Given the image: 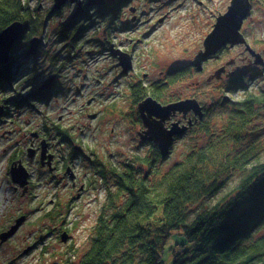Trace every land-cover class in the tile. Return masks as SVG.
Returning a JSON list of instances; mask_svg holds the SVG:
<instances>
[{"label": "rangeland", "instance_id": "obj_1", "mask_svg": "<svg viewBox=\"0 0 264 264\" xmlns=\"http://www.w3.org/2000/svg\"><path fill=\"white\" fill-rule=\"evenodd\" d=\"M30 1L45 13L54 6V0ZM230 4L231 0H127L121 6L120 21L116 25L109 27L107 22L97 21L84 34L81 46L77 44L76 50L69 53L68 40L60 39L57 31L72 18L76 4L67 3L59 16L47 21L41 54L35 64H28L33 70L24 77L13 78L9 84H0V234L15 224L17 218L26 216L12 236L3 242L0 240V264H76L89 248L92 229L106 198L105 186L99 181L94 189L78 199L76 190L71 189L67 179L54 174L50 176L34 161H31L30 168L35 187L30 196H23L15 189L10 176L11 153L13 156L21 153L29 145L30 132L33 131L53 137L57 148L60 144L57 141L60 140L59 134L55 133L56 130L59 132L57 126L68 130L73 125L68 133L80 137L84 132L79 144L95 147L106 162L119 164L134 153L144 154L146 147L141 146L135 125L131 123V84L140 79L147 83L157 82L165 79L170 70L190 65L204 48V40L213 30L217 17L224 14ZM241 31L251 47L263 53V0H251V10ZM119 47L128 52L132 47L135 53L136 64L126 74H121L122 68L118 67L111 52L112 48ZM28 48L29 45L23 43L13 53L11 51L19 69L24 66V53ZM55 55L59 56L58 66L63 62L56 71L58 90L48 98H42L41 94L46 92H40L37 97L30 95L49 74L55 73L49 68L50 58ZM251 57L245 45L229 43L204 61L202 71L193 68L187 77L169 86L167 95L176 96V99L194 96L206 105L210 101H217V105L201 124L179 137L170 154L160 160L161 170H167L190 150L223 133L235 107L233 103L219 104L225 97L237 101L246 91L264 93V68L248 67L252 65ZM222 67L229 73L234 69L238 74L245 72L242 79L246 87H229L232 83L230 75L214 76ZM114 95L119 97L114 110L105 107L103 117L97 120L86 115V112L102 109L103 103L108 105ZM94 97L99 100L89 106L88 99L92 102ZM98 101L103 103L99 106ZM257 110L259 115L248 127L240 145L233 146L232 152L241 153L252 147L251 150L256 151L254 158L264 161V109ZM203 127H207L211 134ZM111 128H115L114 133L110 132ZM88 167L80 168L88 171ZM242 175V171H231L223 187L203 207H210L233 190ZM199 207L203 208L202 205L194 208ZM64 233L68 235L67 241L62 240ZM177 239L173 236L163 252V260L168 264Z\"/></svg>", "mask_w": 264, "mask_h": 264}, {"label": "trees", "instance_id": "obj_2", "mask_svg": "<svg viewBox=\"0 0 264 264\" xmlns=\"http://www.w3.org/2000/svg\"><path fill=\"white\" fill-rule=\"evenodd\" d=\"M126 1L108 0L104 5L83 1L84 10L57 31L60 39L68 40V53L76 50L97 21L107 22L109 27L116 25ZM49 12L32 6L30 0H0V33L15 21L25 26L12 53L23 43L30 46L32 38L46 35ZM62 12V8L55 10L54 18ZM42 48L29 56L25 52L26 61L20 69L19 64L0 63V84H9L33 70L28 64H35ZM58 58H50L52 72L63 64H56ZM193 68L190 63L170 70L163 80L149 84L138 81L132 85L134 104L148 96L164 103L175 100L176 96L167 95V89L187 77ZM234 73L229 77V87H246L242 79L245 72ZM39 93L30 95L37 97ZM41 95L48 98L50 94ZM233 104L223 133L190 150L167 170L159 167L163 157L156 146L144 154L134 153L119 164L106 162L99 174L106 198L92 229L89 248L76 264H168L163 252L173 236L178 239L169 264H264V161L254 158L252 147L232 152L259 115L257 109H264V93L246 91ZM231 171L243 172L239 183L215 204L203 207L223 187ZM196 205L203 208L195 209Z\"/></svg>", "mask_w": 264, "mask_h": 264}, {"label": "water", "instance_id": "obj_3", "mask_svg": "<svg viewBox=\"0 0 264 264\" xmlns=\"http://www.w3.org/2000/svg\"><path fill=\"white\" fill-rule=\"evenodd\" d=\"M68 1L74 3L77 0H54L52 11L60 9ZM105 3L106 0H88L87 5H102ZM82 10V4L79 2L75 15ZM250 10L251 0H231L228 10L217 17L213 30L206 36L204 40V48L201 49L191 61V65L194 66L197 71H202L204 68V61L217 54L228 43L245 44L246 49L255 57L254 63L264 65L263 54L255 51L251 47L246 36L241 31L243 21L249 15ZM132 11H134V9ZM24 31V24L21 21H15L0 33V63L7 64L11 62L15 65L18 63V61L11 56V50L15 42L22 39ZM41 43L42 39L40 37H34L31 40L30 48L26 51V55L29 56L31 54H36ZM111 52L118 58L123 74H126L131 68H133L131 55L116 48H112ZM225 70V67L218 69L214 76L219 78ZM231 74H233V72L228 73L227 75ZM55 77V75L47 77L39 86V89L42 91L51 89L54 86ZM228 99V97H225L222 101L227 102ZM139 111L144 126L146 127L144 131L146 134H142V138L157 142L163 158L170 154L171 147L175 141V136L183 135L192 125V121L187 125H181L180 122L177 121L172 123L171 127H167L165 125L166 121L177 112L187 114L190 111H193L195 115H198L199 119L204 117L202 106L198 99L193 97L181 99L168 104H162L154 97L148 96L139 103ZM1 114L2 108H0V115ZM45 142L43 141V159L46 157L44 153L46 150ZM28 151L29 155L33 156V149L30 148ZM10 176L14 184L27 189L30 172L22 162L15 161L11 164ZM25 220V215L17 218L15 224L0 234L1 242L12 236ZM67 239L68 235L67 233H64L62 235V240L67 241Z\"/></svg>", "mask_w": 264, "mask_h": 264}, {"label": "flooded vegetation", "instance_id": "obj_4", "mask_svg": "<svg viewBox=\"0 0 264 264\" xmlns=\"http://www.w3.org/2000/svg\"><path fill=\"white\" fill-rule=\"evenodd\" d=\"M82 1L87 2V0H82ZM134 18H136V17H134ZM119 48L122 51L124 50L121 47H119ZM123 52H126L127 54L131 55L132 60H133V68H134L136 62L134 59L135 53H134V50L132 49V47H131V51L128 52V51L124 50ZM262 54L264 57V51ZM113 56L118 61V67H121V65L119 64L118 58L115 55H113ZM213 56H211L209 58H212ZM262 67H264V66H262ZM133 68H131V69H133ZM234 71L236 73L235 69H234ZM231 72H233V70ZM228 73L229 72H227V70H226L225 72H223L221 74V77H223V74L227 75ZM121 74H123L122 70H121ZM228 77H230V76H228ZM57 78L59 79L58 74H57ZM140 80H142V79H140ZM140 80H138V81H140ZM137 83H135V84H137ZM150 83H153V82H150ZM135 84H131V86H130V89H131L130 100L132 102L131 104H133V109H132L133 121L132 122L130 121V122L133 125H135L134 128H135L137 136L140 140L141 146L146 147V152H148V150L151 147H155V146L160 150L159 144L157 142H155L153 140L142 138V134H146L144 132L146 127L144 126L143 119H142V116H141L140 111H139V105H138L139 102H138V104L137 103L134 104L135 97L133 95L132 85H135ZM146 84H149V83L146 82ZM57 90H58V86L55 84V86H53L51 89H48L47 91L46 90L40 91V92H47L49 94H52L53 92H56ZM116 95H114V97L111 99V101L108 103V105H104L103 101H98L99 106H100V104L103 103V108L102 109L98 108V111L86 112V115L92 120H97V119L103 117L104 110L106 108H108L109 106L113 108L112 110H114L115 105L117 104L118 99H119V97H117ZM96 97H94L92 99V102H91V99H88L89 104H90L89 106H91L92 103L93 104L97 103L96 100H99V99H97ZM192 97L197 98L194 96H192ZM183 98H185V97H183ZM183 98L168 101L166 103H164L162 101H159V102H161L162 104H168L171 102L181 100ZM197 99L203 108L204 117H206L210 113V111L212 109H214V107L217 105V101H210L208 103V105H206L199 98H197ZM235 101H236L235 99L229 97L227 102H223L221 100L219 102V104L234 103ZM203 118L199 119L198 115H195V113L193 111H190L187 114H184L183 112H177L176 114H173L170 119H168L166 121L165 125L167 127H171L172 123L177 122V121H179L181 125H187V124H189L190 121H192V125L184 133V134H186L192 128H194L196 125L201 124ZM57 128L59 129V132H57V130H56L55 133H58L59 138H60V140L57 139L58 143H60V144H57V145H59V147H57L58 149L55 148L56 143L53 142L51 139L53 137L49 138L46 135H44L41 131H33V132H30L32 137H31V140L29 142V145L25 149H22L21 153L18 152V154H16L15 156H13V154L11 153V155H10L11 158H10L9 162H11V164L15 161L16 162H22V164L30 172L29 183L27 184V189L15 184V189L20 190L21 195L30 196L32 189L35 187L34 186V180L32 179L34 174L31 172V168H30L31 161L36 162L38 165L40 164L44 169H46L48 171L50 176H52V174H54L55 176H58L59 178L67 179L70 183L71 189L76 190V197L78 199L82 198V196L86 192H89L91 189H94L97 186V183L99 181L102 182V179L100 178L99 174H100L101 170L104 168V166L106 164V160L104 157H101L98 154L95 147H93L91 145H86V146L82 145L81 146V144H79L80 140H82V139H80L81 135L84 132H82L80 137L79 136L74 137L73 135H71V133H68L69 129L74 128L73 125L70 126V128L68 130L64 129L61 125H58ZM110 132L114 133L115 128H111ZM183 135H181V136H183ZM181 136H175V141H174L173 145ZM43 141L44 142L46 141L45 142L46 150L44 152L46 157L44 159L42 158ZM173 145H172V147H173ZM30 148L33 149V156L29 155L28 150ZM62 149H64V151H62ZM58 151H60V152L62 151V152L59 154ZM77 158H79V160H78L79 164L78 165L76 164ZM11 164H10V167H11ZM81 166H89L88 171H84L83 168H80Z\"/></svg>", "mask_w": 264, "mask_h": 264}, {"label": "bare ground", "instance_id": "obj_5", "mask_svg": "<svg viewBox=\"0 0 264 264\" xmlns=\"http://www.w3.org/2000/svg\"><path fill=\"white\" fill-rule=\"evenodd\" d=\"M79 2L82 4V8H83V10H84V8H85L86 5H84V3H83L82 0H77V1L74 2V3H72L71 1H68V2H67V3L76 4V9H75V11H74L72 17H77V16L80 14V12H79L78 14L75 15V13H76V11H77V8H78V4H79ZM67 3H66V4H67ZM66 4H65V5H66ZM102 5H104V4H102ZM32 6H33V5H32ZM62 7H63V6H62ZM62 7H61V8H62ZM61 8H60V9H61ZM52 10H53V7H52V9H51V12L49 13V16H47V21H48L51 17H52L51 20L54 19V16H53L54 11H52ZM45 31H46V29H45ZM36 37H40V36H36ZM40 38L42 39V43H41V44H43V42H44V36H42V37H40ZM32 39H33V38H32ZM41 44H40V46H41ZM228 44H229V43H228ZM228 44H227V45H228ZM231 44H232V43H231ZM30 45H31V42H30ZM227 45H226V46H227ZM243 45H245V44H243ZM40 46H39V48H40ZM226 46H224V47H226ZM224 47H223V48H224ZM245 47H246V45H245ZM29 48H30V46H29ZM29 48H28V49H29ZM39 48H38V50H39ZM223 48H222V49H223ZM222 49H221V50H222ZM37 52H38V51H37ZM248 52H249V51H248ZM249 53H250V52H249ZM250 55L252 56V57H251L252 65H254V66H261V67L264 66L263 64H256V63H254V61H255V57H254L251 53H250ZM62 65H63V64H62ZM64 68H65V67H64ZM263 68H264V67H263ZM50 75H55V76H56V77H55V83H54V86H55V84L57 85V84L59 83V80H58V78H57V74H56V72H55V73H51V74H49L48 77H49ZM39 86H40V85H39ZM39 86H38V87H35V88H34V91H39V92L42 91V90L39 89ZM139 103H140V102H139ZM138 105H139V104H138Z\"/></svg>", "mask_w": 264, "mask_h": 264}]
</instances>
